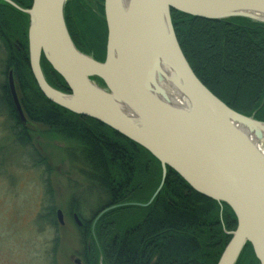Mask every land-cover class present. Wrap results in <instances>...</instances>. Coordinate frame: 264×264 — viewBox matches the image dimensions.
I'll return each mask as SVG.
<instances>
[{
  "label": "water",
  "instance_id": "obj_1",
  "mask_svg": "<svg viewBox=\"0 0 264 264\" xmlns=\"http://www.w3.org/2000/svg\"><path fill=\"white\" fill-rule=\"evenodd\" d=\"M1 1L27 17L28 67L41 94L107 126L159 162L160 183L149 200L127 205L147 207L168 167L194 191L234 214L236 227L227 233L230 240L217 264H236L247 244L257 264H264V122L230 109L196 78L170 18L174 10L205 20L244 18L264 24V0H103L102 62L72 43L64 23L67 0H32L28 9ZM41 56L69 93L47 83ZM6 84L25 124L11 71ZM55 216L62 225L61 211Z\"/></svg>",
  "mask_w": 264,
  "mask_h": 264
},
{
  "label": "trees",
  "instance_id": "obj_2",
  "mask_svg": "<svg viewBox=\"0 0 264 264\" xmlns=\"http://www.w3.org/2000/svg\"><path fill=\"white\" fill-rule=\"evenodd\" d=\"M28 9L32 0H11ZM90 1L95 6H90ZM103 0H67L64 22L78 51L102 62L106 26ZM179 48L196 78L227 107L264 122V24L244 18L212 21L171 10ZM27 17L0 0V44L5 73L11 71L25 124L16 113L7 84L0 86V108L11 121L19 144L29 143L28 125L73 145L70 155L84 164L86 175L106 202L89 220L88 264H217L234 231L236 219L225 204L194 191L166 167L160 191L159 162L146 150L99 122L49 102L28 67ZM47 83L69 93L64 80L41 56ZM100 86L103 83L94 79ZM117 206L97 216L106 208ZM48 214V213H47ZM49 217L53 220L52 213ZM56 219V218H55ZM93 225L92 232L90 231ZM236 264H257L250 245Z\"/></svg>",
  "mask_w": 264,
  "mask_h": 264
},
{
  "label": "rangeland",
  "instance_id": "obj_3",
  "mask_svg": "<svg viewBox=\"0 0 264 264\" xmlns=\"http://www.w3.org/2000/svg\"><path fill=\"white\" fill-rule=\"evenodd\" d=\"M4 63L0 44V86L7 80ZM27 127L30 141L19 144L0 108V264H75L86 240L71 212L89 223L106 198L88 180L77 152L70 155L72 144Z\"/></svg>",
  "mask_w": 264,
  "mask_h": 264
},
{
  "label": "flooded vegetation",
  "instance_id": "obj_4",
  "mask_svg": "<svg viewBox=\"0 0 264 264\" xmlns=\"http://www.w3.org/2000/svg\"><path fill=\"white\" fill-rule=\"evenodd\" d=\"M74 215H76L75 213L71 212V218L72 221L74 222L75 226L78 228L79 233L81 234V236L83 238H85V242L83 241L84 246L82 247V251L81 254L79 255V257H76L73 262L75 264H88L90 262L91 259V251H90V241L87 240V231H88V227H89V223L81 220L80 218H78V220L74 219ZM93 225L91 226L90 231L92 232L93 229ZM100 264V261H99Z\"/></svg>",
  "mask_w": 264,
  "mask_h": 264
}]
</instances>
